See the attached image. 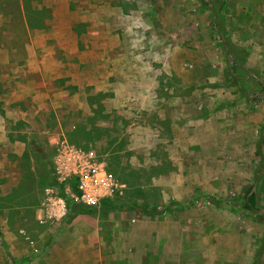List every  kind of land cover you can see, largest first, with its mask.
<instances>
[{
    "label": "rangeland",
    "instance_id": "rangeland-1",
    "mask_svg": "<svg viewBox=\"0 0 264 264\" xmlns=\"http://www.w3.org/2000/svg\"><path fill=\"white\" fill-rule=\"evenodd\" d=\"M40 1L0 0V61H8L0 77L10 88L26 83L28 112L6 124L17 145L0 146V264H162V238L178 223L195 239L191 264H207L197 261L203 255L250 264L264 232V0H225L223 12V0H70L69 9L57 0L36 28ZM220 35L247 54L233 86H224L232 57L217 46ZM32 49L36 75L16 74ZM97 93L109 118L94 123L101 129L87 145L70 144L66 131L92 115L86 95ZM58 139L93 151L125 185L108 198L115 209L98 210L101 200L94 213L70 218L74 182L52 183ZM31 140L39 153L26 158ZM111 141L141 170L144 199L98 154ZM257 179L259 216L249 217L237 197ZM54 198L64 200L59 219L45 216ZM142 206L160 214L146 217Z\"/></svg>",
    "mask_w": 264,
    "mask_h": 264
},
{
    "label": "trees",
    "instance_id": "trees-1",
    "mask_svg": "<svg viewBox=\"0 0 264 264\" xmlns=\"http://www.w3.org/2000/svg\"><path fill=\"white\" fill-rule=\"evenodd\" d=\"M225 0H223L222 3V12L225 11ZM45 14V10L43 7H41L39 10L36 11V16H38L39 20L38 23L40 24V26L36 25V28H40L41 26H43L44 22L42 17ZM215 24V23H214ZM75 33L79 34L77 29H75ZM227 41V40H226ZM228 45V51L231 54L232 57V63L231 66H229V64H227V69L229 70L225 72V85L224 86H233L234 84H237V78L236 75H234L236 73V71L238 69H243L244 63H245V58L247 56L246 53H241L239 51H235L233 49V47L230 46L229 43H227ZM217 46L221 47L223 50V44L219 41L217 43ZM226 69V70H227ZM231 71V72H230ZM260 85V89L261 91L264 92V87ZM238 89L240 90L241 94L242 91L240 89V87L238 86ZM102 97L101 94H95L93 95H86V102L89 106V110L90 113L92 114L90 117H87L84 121H80L79 123H76L72 126V130L71 131H66L65 133V137L67 139V141L70 144H75V145H79L80 144V140H84V144L87 145V142L90 141V136L97 134V132L92 131L93 129H101V127H98L96 125H94L95 122L98 123V121H105L109 118V116L107 114L104 113L103 110V105L100 104V98ZM53 118V117H52ZM20 123H15L12 125V130L17 131V129H20ZM35 154V153H39L38 148L36 147V143H34V141H30L27 145L26 150L24 151L23 156L28 158L29 154ZM99 155H105V160L108 164H110L111 166L114 167V172H115V176L122 182H125L129 187L130 186H137V195L140 199L143 198L142 197V191L138 188L141 183H140V172L141 170H134L129 163L122 162V159H127L128 158V154L127 152L122 149L120 146L115 147L113 141H111V143H108V145L104 146V148H100L99 150ZM263 159H264V154H263ZM264 165V164H263ZM154 174H158L161 173L163 170L161 169V165H158V167H154L151 169ZM149 181V179H147ZM52 183L57 184L56 181L54 180V177L52 178ZM251 186L247 188V190L243 193L242 197H237V199L240 201V204L237 206V211H241L242 213H246L249 214L251 216H259L258 211L260 210L257 207V200H256V193L251 194L250 196L248 195L250 190H251ZM71 189L73 190V192H75V188L73 186V184L71 185ZM59 190V194L60 196H62L63 198H65L62 189L60 188V186L58 187ZM144 199V198H143ZM142 200V199H141ZM65 202L66 205L69 209V216L70 218H75V217H79V216H84V215H89L92 214L96 211V207L95 206H87V205H83V204H78V203H74L69 199L65 198ZM117 206L114 205L109 199H104L101 201L100 206L98 208V210L100 211H111L113 209H115ZM168 209H164V211H167ZM236 212V211H233ZM140 214L146 216V217H152L154 215H158L160 214L159 211H157L155 208H147L145 206H142V208L140 209ZM256 248H255V254L252 257V260L250 262V264H258L260 255L262 253V250L264 248V232L260 235Z\"/></svg>",
    "mask_w": 264,
    "mask_h": 264
},
{
    "label": "built area",
    "instance_id": "built-area-1",
    "mask_svg": "<svg viewBox=\"0 0 264 264\" xmlns=\"http://www.w3.org/2000/svg\"><path fill=\"white\" fill-rule=\"evenodd\" d=\"M54 146L53 175L58 185L74 182L75 192L70 195L72 202L94 206L103 199L122 195L125 185L93 151L76 148L63 139L55 141ZM47 201L45 216L59 219L63 215L64 200L54 198Z\"/></svg>",
    "mask_w": 264,
    "mask_h": 264
},
{
    "label": "crops",
    "instance_id": "crops-1",
    "mask_svg": "<svg viewBox=\"0 0 264 264\" xmlns=\"http://www.w3.org/2000/svg\"><path fill=\"white\" fill-rule=\"evenodd\" d=\"M41 0L39 7L47 8V5H58L63 7V5L67 6V9H69V3L70 0ZM24 50V48H23ZM40 52V51H39ZM44 52V51H41ZM47 53V52H46ZM46 61H49L47 56H44ZM25 61V62H24ZM0 64L4 66V64H8L7 60H1ZM26 64V65H25ZM29 66H33V68H29ZM15 72L18 74V72H21V74H35L36 75V51L35 49H32L31 53L29 54V59L26 60V57L23 59L22 63H17L15 65ZM16 78L17 77H12ZM11 80L8 78V75L1 76L0 77V86L2 88V93H0V146L4 148L10 149L13 146L17 145V142L10 141L8 136V130L6 128V124H8V120L12 119H24V115H26L27 108L23 107L21 102L26 98L24 97V89L26 83L24 82H16L14 81V84H16L17 87L10 88ZM4 91V92H3ZM5 93V94H4ZM30 100V99H29ZM31 102L34 104V110L36 112V96L31 98ZM14 122V121H12ZM192 130V131H191ZM197 131L195 129H188V133H196ZM49 145L50 141H49ZM10 148V149H9ZM11 152V151H10ZM13 152V151H12ZM21 155V154H20ZM19 155V156H20ZM178 166L177 163H174ZM194 235V234H193ZM192 236V232H190L189 227L186 225H180L177 224L176 227H171V235L170 238H162V247L164 248L162 251V254L160 255V261L162 264H169V260L173 262L174 256L176 257V264H191V261H196V258L194 256L190 257L191 254H189L190 245L191 242L195 239ZM169 257H171L169 259ZM191 259H190V258ZM197 261H207V264H212L211 262H216V260L212 258V260L207 255L200 256ZM209 262V263H208ZM220 263L217 264H231V261L224 258L221 259V261H217ZM249 264V261H248Z\"/></svg>",
    "mask_w": 264,
    "mask_h": 264
},
{
    "label": "water",
    "instance_id": "water-1",
    "mask_svg": "<svg viewBox=\"0 0 264 264\" xmlns=\"http://www.w3.org/2000/svg\"><path fill=\"white\" fill-rule=\"evenodd\" d=\"M207 4H208V6L210 7V4H209V2L207 1ZM215 23H216V25H217V20L215 19ZM217 31H218V28H217ZM220 39H221V42H222V44H223V48H224V51H228V48H227V46L224 44V38H223V36L222 35H220ZM226 58H227V61H228V64L231 66V62H230V56L227 54L226 55ZM261 86L262 87H264V84H261ZM261 138H262V148L264 149V128L262 129V131H261ZM260 177V176H259ZM258 177V178H259ZM257 182H258V179L255 181V183L253 184V186H252V188H251V190H250V192H249V196L251 195V194H253L254 193V190H255V187H256V184H257ZM264 213V212H263ZM258 264H264V248H263V250H262V253H261V255H260V258H259V261H258Z\"/></svg>",
    "mask_w": 264,
    "mask_h": 264
}]
</instances>
